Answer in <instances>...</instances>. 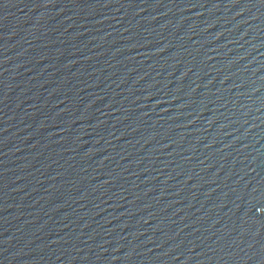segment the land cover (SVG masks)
I'll use <instances>...</instances> for the list:
<instances>
[{
	"label": "water",
	"instance_id": "1",
	"mask_svg": "<svg viewBox=\"0 0 264 264\" xmlns=\"http://www.w3.org/2000/svg\"><path fill=\"white\" fill-rule=\"evenodd\" d=\"M0 264H264V0H0Z\"/></svg>",
	"mask_w": 264,
	"mask_h": 264
}]
</instances>
